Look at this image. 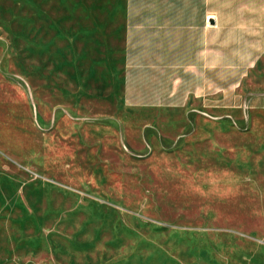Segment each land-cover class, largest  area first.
Returning <instances> with one entry per match:
<instances>
[{
	"label": "rangeland",
	"instance_id": "rangeland-1",
	"mask_svg": "<svg viewBox=\"0 0 264 264\" xmlns=\"http://www.w3.org/2000/svg\"><path fill=\"white\" fill-rule=\"evenodd\" d=\"M28 20L0 0V264H264V111L132 107L122 36Z\"/></svg>",
	"mask_w": 264,
	"mask_h": 264
},
{
	"label": "crops",
	"instance_id": "crops-1",
	"mask_svg": "<svg viewBox=\"0 0 264 264\" xmlns=\"http://www.w3.org/2000/svg\"><path fill=\"white\" fill-rule=\"evenodd\" d=\"M26 11L30 24L92 27L67 36H122L132 107L191 123L264 111V0H26Z\"/></svg>",
	"mask_w": 264,
	"mask_h": 264
},
{
	"label": "water",
	"instance_id": "water-1",
	"mask_svg": "<svg viewBox=\"0 0 264 264\" xmlns=\"http://www.w3.org/2000/svg\"><path fill=\"white\" fill-rule=\"evenodd\" d=\"M213 21V20H212Z\"/></svg>",
	"mask_w": 264,
	"mask_h": 264
}]
</instances>
